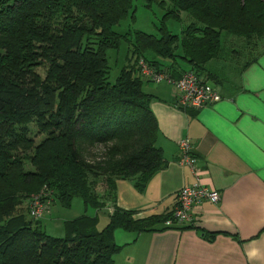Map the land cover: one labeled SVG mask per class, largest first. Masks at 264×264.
Instances as JSON below:
<instances>
[{"label":"trees","instance_id":"1","mask_svg":"<svg viewBox=\"0 0 264 264\" xmlns=\"http://www.w3.org/2000/svg\"><path fill=\"white\" fill-rule=\"evenodd\" d=\"M166 1L171 16L185 11L194 19L181 35L165 23L160 36L116 31L130 14L135 18L133 0H0V264H115L123 248L117 229L177 225L172 212L136 218L111 206L102 229L98 213L82 214L66 220V234L57 237L23 208L45 189L64 207L79 197L99 212L115 203L118 180L135 179L143 189L166 160L139 60L177 78L186 71L180 58L216 80L209 64L223 56V31L240 55L264 37V0L158 3ZM124 41L126 63L111 82L108 51ZM96 143L107 150L91 162Z\"/></svg>","mask_w":264,"mask_h":264},{"label":"crops","instance_id":"2","mask_svg":"<svg viewBox=\"0 0 264 264\" xmlns=\"http://www.w3.org/2000/svg\"><path fill=\"white\" fill-rule=\"evenodd\" d=\"M233 54L222 67L210 62L216 75L210 82L222 99L199 109L180 108L172 84L144 78L159 128L156 145L166 165L143 189L135 186V179L118 180L115 203L107 208L133 210L136 218L170 213L179 190L197 181L218 190L221 200L197 206L192 228L177 223L162 232L117 229L115 241L123 248L115 264H264V37L248 53L249 65L240 61L244 55L234 49ZM187 138L198 176L180 161L179 142ZM56 203L52 210L57 214ZM66 220L71 219L62 221L61 235L55 236L66 234ZM50 224L54 230L56 225Z\"/></svg>","mask_w":264,"mask_h":264},{"label":"built area","instance_id":"3","mask_svg":"<svg viewBox=\"0 0 264 264\" xmlns=\"http://www.w3.org/2000/svg\"><path fill=\"white\" fill-rule=\"evenodd\" d=\"M141 74L147 79L155 83L167 82L173 85L175 102L180 108H196L199 109L208 104H213L222 99L219 88L210 82L208 76L194 70L184 71L179 77L175 78L167 71L158 70L151 66L143 58L139 60ZM103 144L94 151L97 155H102L101 148ZM180 161L188 164L196 176L199 175L196 158L192 153V144L190 140L182 139L179 142ZM221 200V194L218 190L202 184L200 181L192 185L182 187L177 194V202L172 210V217L178 223H186L192 225L196 217V208L204 201L218 204ZM51 205V197L45 189L37 194H33L29 198L28 209L29 214L34 219H39L49 211ZM110 210V209H109ZM112 211V210H110ZM167 225L173 224V220H168Z\"/></svg>","mask_w":264,"mask_h":264},{"label":"rangeland","instance_id":"4","mask_svg":"<svg viewBox=\"0 0 264 264\" xmlns=\"http://www.w3.org/2000/svg\"><path fill=\"white\" fill-rule=\"evenodd\" d=\"M159 0H133V9L135 10V18H131L130 16L123 20L120 24L115 25L114 29L119 32H128V31H135V30H143L147 33L155 34L157 36L161 35L160 27L165 25L168 27V29L173 32L174 34L181 35L183 29L187 27L191 22L194 21V19L185 11L180 12V19L175 18L174 16H171L168 14L169 8L172 6L169 1H166L164 4V7L161 6L158 3ZM233 38L232 35L228 34L227 32L223 31L222 33V48H223V56L222 59H214L211 61L215 64H219L224 66L228 61H230V58L228 56L234 57L235 54H233V49L235 48L234 45L230 42V40ZM127 49H128V43L124 41L118 51L116 50H109L108 51V59H109V65L111 67L110 72V78L109 80L111 82L115 81L121 67L126 63V55H127ZM249 56L246 53L244 57H241L240 61L244 63L245 60H248ZM239 61V59H236ZM243 60V61H242ZM184 65H188L187 63H184ZM151 84V83H150ZM147 85V83H146ZM154 86V85H151ZM100 144H97L93 147H90V150L97 151V147H99ZM101 148H105L104 151H100L102 155H96L97 157H90L91 162L96 160H103L105 156V152L107 150V145L100 146ZM104 186L102 181L98 185V191L103 193ZM28 200L23 204V208L29 211L28 209ZM52 203L49 208V211L44 214L43 217L39 218L44 219L47 215V218L44 221L43 229L47 233H51V235H61L60 230H62V221L64 219H72L74 217H78L79 215H82L84 213H87L88 215H95L97 213V210L93 207H87L85 212V205L81 198L77 197L74 198L71 207H64L59 201H57L56 205L58 209L56 214V209L52 210ZM55 208V207H54ZM112 210V208H109ZM99 224L98 229H102L108 222L109 219V212L107 210V207L105 209L99 210ZM57 215H60L63 218H58ZM56 225V228L54 230H51V224ZM57 237H63V236H57Z\"/></svg>","mask_w":264,"mask_h":264}]
</instances>
